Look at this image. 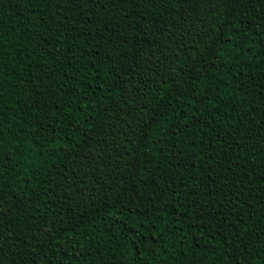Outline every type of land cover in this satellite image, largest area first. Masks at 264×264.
<instances>
[{
  "label": "trees",
  "instance_id": "1",
  "mask_svg": "<svg viewBox=\"0 0 264 264\" xmlns=\"http://www.w3.org/2000/svg\"><path fill=\"white\" fill-rule=\"evenodd\" d=\"M0 264H264V0H0Z\"/></svg>",
  "mask_w": 264,
  "mask_h": 264
}]
</instances>
